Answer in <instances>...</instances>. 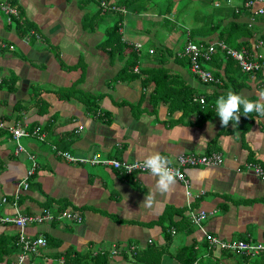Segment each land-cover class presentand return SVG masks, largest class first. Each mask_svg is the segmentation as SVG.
Masks as SVG:
<instances>
[{"label": "crops", "instance_id": "crops-1", "mask_svg": "<svg viewBox=\"0 0 264 264\" xmlns=\"http://www.w3.org/2000/svg\"><path fill=\"white\" fill-rule=\"evenodd\" d=\"M153 1L140 12L116 4L122 14L121 42L145 47L139 48L137 75L128 72L119 79L123 61L110 57L114 42L104 43V28L113 24L115 12L105 11L108 15L97 22L102 14L91 16L97 0H0V119L6 125L19 122L30 133L20 138L26 152H16L9 132L0 129V197L7 198L0 216L68 210L82 218L80 223L59 219L26 226L25 233L44 236L47 243L20 264H104L102 256L106 264H184L190 248L197 251V263L240 264L225 261L224 250L208 247V236L264 245V118L258 122L255 113H241L238 124L230 121L225 128L216 115L217 99L229 91L258 99L262 78L241 72L218 51L208 64L220 80L205 84L177 54L182 35L188 38L189 31L215 23L228 28L233 21L251 32L246 39L252 46L242 47L252 51L264 21L244 9L235 14L232 5L240 0H205L212 5L206 9L200 0H189L193 18L171 21L177 33L168 30L160 38L156 27H165L168 18L157 6L168 12L178 0ZM5 6L16 13L8 15ZM13 20L31 23V36L20 35ZM197 38L203 44L218 39L217 33ZM150 48L159 51L151 55ZM199 96L205 98L203 105ZM37 127L43 138L32 133ZM150 142L172 163L188 153H219L222 162L185 167L188 183L177 180L173 194L157 196L147 209L140 206L154 182L147 172L125 174L107 165L69 162L57 152L130 162ZM28 154L37 157L40 168L22 190L31 167ZM247 163L260 166L263 175ZM202 211L203 218L196 220ZM18 232L14 224L0 222V264H11L21 252Z\"/></svg>", "mask_w": 264, "mask_h": 264}, {"label": "built area", "instance_id": "built-area-1", "mask_svg": "<svg viewBox=\"0 0 264 264\" xmlns=\"http://www.w3.org/2000/svg\"><path fill=\"white\" fill-rule=\"evenodd\" d=\"M233 0H227V3H232ZM239 5H232L233 12L241 13L240 10L244 9L251 13L254 16L264 15V0H240ZM219 5V3H216ZM118 6L113 3V0H100V9L102 11L118 10ZM8 15L15 14L16 11L8 6L3 7ZM33 31H30V34ZM264 40L260 38L253 45L252 51L247 50L246 48H234L228 45L223 40H209L206 43H199L190 39L184 44V47L177 52L178 55L186 57L189 61V68L196 78L205 84H216L219 82V78L215 77L213 72L204 65L211 61L213 56L218 52L222 51L226 59H232L236 62L239 69L243 73L259 74L262 76L261 83L264 86V50H263ZM135 47L140 48V44L136 43ZM151 53L152 50L149 49ZM137 71V67L133 68ZM196 100L203 105L205 103V98L199 96ZM0 129L6 130L9 132L11 139L16 144V152H26L25 147L20 143V138L22 136H28L30 133L25 131L21 124L18 122L13 125H6L0 119ZM37 136L43 138L44 134L40 132L39 128H35L32 132ZM58 154L63 155L69 162H79V163H91L94 165H107L116 169L117 171L125 174H132L135 172H147L142 168L138 161H123L115 158H100L97 154H93L91 157H77L72 155L67 151L57 150ZM28 158L31 161V167L26 170L25 178L21 180V189L26 190L28 188L29 182L28 178L32 176L38 163L35 160V155L28 154ZM176 163L171 162V167L177 171V180L187 184V178L183 172L185 167L194 166V165H218L222 162L221 155L219 153H213L210 155H195L192 153L180 154L176 158ZM246 167L253 169L257 174L263 175V171L260 166L254 165L252 163H247ZM7 203L6 197H0V206ZM204 212H201V215L196 220L203 218ZM59 219H66L80 223L82 218L79 214L74 213L73 211H60L57 214L52 213L48 210L44 211L39 215H27L21 214L16 211L15 214L11 216H0V222L11 223L19 228V232L16 239V245L20 247L21 252L17 255L16 259L11 264H20L25 260L27 253L37 252L39 247L45 246L47 240L44 236H37L35 238L30 237L25 233V228L29 224H37L45 221H53ZM209 243L213 247L219 249H228L236 250L244 255H256L264 251V245L252 244L245 242L243 240H219L215 236H208Z\"/></svg>", "mask_w": 264, "mask_h": 264}, {"label": "trees", "instance_id": "trees-1", "mask_svg": "<svg viewBox=\"0 0 264 264\" xmlns=\"http://www.w3.org/2000/svg\"><path fill=\"white\" fill-rule=\"evenodd\" d=\"M83 1H86V0H83ZM97 2H96V4H97V11L98 12H93L91 14V16H93L95 13H101L102 14V15L100 14L102 18L99 17L100 20H98L97 22L102 23L101 19H104V17L106 15H108L109 12H115L113 24L108 26L107 28H104L106 33H107V35H108L107 38L104 40V43H109V45H110L111 43L114 42L113 44H115V45L110 47V52H109V54H111L110 57H113V58H115L117 60H122L123 61V64H122L121 68L117 72V78L121 79V78L126 77V74L128 72H132V75L130 77L136 76L137 74L133 72V68L135 67V65H137L138 60H139V48L137 49L135 47V45L134 46H132V45L129 46L128 44H126L125 41L121 42V40H120V36L121 35L118 32V27H119V24L121 23V17H122L121 15L122 14L116 13L115 10H111V9L106 11V12H108L107 14H106L105 11L101 12L100 11V7H99L100 6V0H97ZM148 2H150V0H117L115 3L113 1V3L115 5L116 4L118 6H122L123 5L122 7H125V8H127L128 10H130L132 12H140V11H143V10H145L147 8H150L151 6H149L150 4L149 5L147 4ZM11 5L14 6L15 5L14 2H11ZM157 7H158L159 13H162V14L166 13V12H164V10H162L160 5L157 6ZM233 15H234V13H233ZM11 18L14 19L15 18L14 15L11 16ZM261 19L264 21V15L261 16ZM163 20H165V19H163ZM166 20H165V23H167ZM12 22H13L14 26L17 27V29H19L20 35H30V33H28V31L31 28V27H29V26H31L30 25L31 23L26 22L24 24L21 20H13V21H11V23ZM213 33H217L218 39L225 41L231 47H235V48L239 49L242 46H246V45L252 46L247 41L248 39H246L249 36L252 37V35L250 34L251 32H249V30L246 28V25L244 23H240L238 21L231 22L230 25L228 26V28H223L220 24L215 23L213 25L209 24L206 29H203L201 31L200 30H191V31H189L188 39L202 43V42H204V40L200 39V38H197V37H199V36H202V37L210 36ZM239 37H244L245 39L243 38L242 39L243 41H241V40L238 41ZM260 38H262L264 40V32L261 33ZM127 48H129L128 51H126ZM150 49L152 50L151 55L155 54L156 51L158 50V48H153V49L150 48ZM230 61H232V60H229V62ZM188 64H189V61H188ZM218 75H219V72L214 71V76L217 77ZM261 78H262V76H261ZM87 105H89V104H87ZM95 107H97V106L94 104V108ZM35 160L38 163V167L36 168V170H38L40 168V165H39L37 157H35ZM207 245H208V247L210 246V248L212 250L215 249V247H213L212 244L209 243L208 241H207ZM190 250L192 251L191 252L192 254H191L190 257H188L184 261V264H190V263H192V264L193 263L201 264L203 262V259L200 260L199 263H197V260L199 259V258H197V254H196L197 251L194 250L193 248H190ZM223 252L227 253V255H228L227 257L234 256V251H230V250L226 249ZM235 253H238V252H235ZM99 257L100 256L93 257L92 261L96 262ZM242 257H245V255H242ZM259 258H260V260L258 262H255V263H252V264H264V254L259 255ZM102 259H103V263L106 264L107 263L106 256H102ZM239 263L242 264V263H245V262H239Z\"/></svg>", "mask_w": 264, "mask_h": 264}, {"label": "clouds", "instance_id": "clouds-1", "mask_svg": "<svg viewBox=\"0 0 264 264\" xmlns=\"http://www.w3.org/2000/svg\"><path fill=\"white\" fill-rule=\"evenodd\" d=\"M257 96L258 99L251 100L248 97L233 93L231 91L228 92L226 97L223 95L220 96L216 101V115H218L220 118L222 126L227 128L230 121L233 123V126L238 124L241 113H243L245 116H251V114L255 113V118L258 122L260 119L264 118V91H259ZM150 144L152 146L147 150L137 152L138 163H140L142 168L153 177L154 181L152 188L146 194L145 199L140 204V206L142 205L147 209L153 208L157 202V196L168 197L173 194L176 191L177 185V171L170 166L171 161L166 156L162 155L159 150L155 149V142H150ZM232 251L238 252L236 250ZM238 253L241 254L240 252ZM261 254L264 253L260 252L256 255L245 256L259 257Z\"/></svg>", "mask_w": 264, "mask_h": 264}, {"label": "rangeland", "instance_id": "rangeland-1", "mask_svg": "<svg viewBox=\"0 0 264 264\" xmlns=\"http://www.w3.org/2000/svg\"><path fill=\"white\" fill-rule=\"evenodd\" d=\"M153 2H154L153 0H150V2H148V5L151 4V3H153ZM164 3H165V1L163 3H162V1H160V3H158V4L164 5ZM193 3L191 1H189V0H178V2L175 3V6L172 5L171 6L172 8L170 10H173L174 7H175L174 11L173 12H170V10H168V12H166L165 15H163V16H166L168 18L166 20L167 23L165 24V27L166 28L165 27H161L162 24H160L158 27H156V29H157V35H159L160 38H163V37L166 36L168 30L171 31V35H174V33H177V32H175V29L174 28L172 29V27L174 26V23L171 22V21H176V22H180V23L181 22L188 23L189 16L192 17V15H190V14L193 13V10L191 9ZM198 3L200 5V7H202V8H205V9L207 7L212 8L211 3H206L205 0H200ZM92 6H93V9H94V12H98L97 11V5H96V3L93 4ZM193 9H195V8L193 7ZM95 14H98V13H95ZM113 18H114V16H113ZM113 20H111L109 24L113 23ZM161 22H162V20H161ZM169 27H170V29H167ZM184 35H186V34L184 33ZM187 39L188 38L186 36H183V35L179 38L180 44L182 43L181 44L182 45L181 48L184 47V44L187 41ZM170 42H169V46H170V48L173 49L174 48V45H175L174 43H176V39L173 38V42L172 41H170ZM144 49H145V47L142 46L140 48L141 52H143ZM163 50H166V53H167V51L168 52L170 51V50H168V46L167 47L164 46ZM178 60L185 62L184 60H181V59H178ZM204 66L211 69V67H210V65L208 63L205 64ZM36 87H37V85H36ZM39 87H41V86L39 85ZM43 87H44V85H43ZM76 226H78V224H74V227H76ZM234 259H235V261L236 260H239L240 262H245V263H242V264H252V263L258 262L260 260V258L258 256H247V257L245 256V257H242L241 254H238V253H235V252H234V256H232V257H224V260L225 261H229V262H234Z\"/></svg>", "mask_w": 264, "mask_h": 264}, {"label": "bare ground", "instance_id": "bare-ground-1", "mask_svg": "<svg viewBox=\"0 0 264 264\" xmlns=\"http://www.w3.org/2000/svg\"><path fill=\"white\" fill-rule=\"evenodd\" d=\"M123 6V5H122ZM128 176V175H127ZM247 257V256H246Z\"/></svg>", "mask_w": 264, "mask_h": 264}]
</instances>
